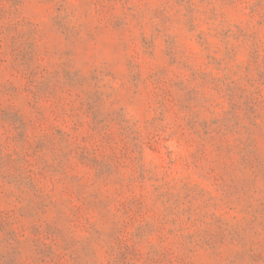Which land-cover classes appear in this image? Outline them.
Masks as SVG:
<instances>
[{
    "label": "rangeland",
    "instance_id": "374dc122",
    "mask_svg": "<svg viewBox=\"0 0 264 264\" xmlns=\"http://www.w3.org/2000/svg\"><path fill=\"white\" fill-rule=\"evenodd\" d=\"M0 264H264V0H0Z\"/></svg>",
    "mask_w": 264,
    "mask_h": 264
}]
</instances>
